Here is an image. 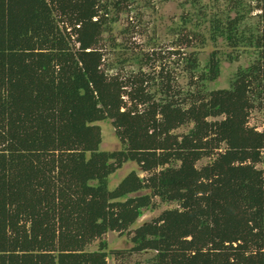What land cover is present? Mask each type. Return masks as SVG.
<instances>
[{"label":"trees","instance_id":"16d2710c","mask_svg":"<svg viewBox=\"0 0 264 264\" xmlns=\"http://www.w3.org/2000/svg\"><path fill=\"white\" fill-rule=\"evenodd\" d=\"M137 1L0 0V264H108L105 235L157 197L179 206L134 230L130 251L155 252L146 264H264V128L250 124L264 109V0H186L173 27L188 47L225 40L230 61L254 50L222 89L209 87L218 50L205 64L137 47L110 60L119 43L105 36ZM105 120L121 149H101ZM129 161L147 175L111 189Z\"/></svg>","mask_w":264,"mask_h":264},{"label":"rangeland","instance_id":"374dc122","mask_svg":"<svg viewBox=\"0 0 264 264\" xmlns=\"http://www.w3.org/2000/svg\"><path fill=\"white\" fill-rule=\"evenodd\" d=\"M209 1L211 0H204L205 3ZM185 2L186 0H138V5H136L132 11L122 14L120 20L114 24L112 35L106 34L105 36L108 38L113 36L116 38L117 43H119V46L110 53V60L117 58L118 54L129 57L132 54L131 48L137 47V50H139L138 52L142 51V53H152L153 50H157L160 55L165 57L166 63L170 62L173 66L175 65L174 60L177 55L172 52L178 50L192 52L197 50L203 64H205L210 54L214 50H218L222 55L221 74L216 81L209 83V87L211 89L229 88L231 80L239 68L249 65L256 57V53H254L253 49L244 50L238 60L230 61L227 54L234 50L229 47L223 39H220L219 42H213L209 39L208 43L205 45L196 41V46L190 47L185 44H177V35L174 34L172 30L173 27L180 22L186 10L190 8L189 4L184 5ZM124 28H130V30L124 34L122 32ZM204 31L206 32V29ZM120 44L124 48L120 47ZM137 67H134V69H138ZM179 82L184 87L188 86L189 80L187 75L180 76ZM98 124L101 126L103 135L101 149H121L122 145L116 135L112 120L101 121L98 122ZM250 124L256 126L260 130L264 128V109H257L252 112ZM190 127L191 126L181 127L177 132H187ZM209 161L210 159L208 158L203 159L198 165L202 166ZM258 167L264 169V160L262 163L258 164ZM133 170L138 171L141 176L147 175V173L142 171L138 163L129 161L111 176L110 188L114 189L121 180ZM155 200L158 204L157 208L146 210L144 215L140 217L137 223L131 226L128 231H110L105 235L104 239L108 243V264H146L154 257L155 252L152 250L141 253H134L130 250L133 247L131 238L134 234V230L138 226L158 217L166 209H173L179 206L177 202H163L158 197ZM99 243L100 240L95 241L88 247V250H97L99 248ZM117 250L124 251V254L118 256L115 254Z\"/></svg>","mask_w":264,"mask_h":264}]
</instances>
